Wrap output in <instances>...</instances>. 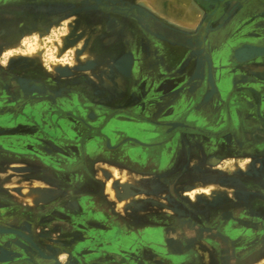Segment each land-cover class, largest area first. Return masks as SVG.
Listing matches in <instances>:
<instances>
[{"label":"crops","instance_id":"obj_1","mask_svg":"<svg viewBox=\"0 0 264 264\" xmlns=\"http://www.w3.org/2000/svg\"><path fill=\"white\" fill-rule=\"evenodd\" d=\"M51 8L58 11L57 6ZM94 15L91 11L78 15L80 21L77 25L83 33L94 27ZM97 31L92 34L88 47L94 63L87 64L90 67L64 85L54 83L57 87L73 90L71 97L44 100L40 104L43 108H34V114L30 116L39 120V126H48L45 129L53 137L30 122H18L13 127L16 134H0V148L3 150L0 151V186L6 190L26 182L61 191V195L47 205L62 202L71 206L69 211L54 209L51 212L52 220L65 219L73 226L71 231L62 234L64 250L53 252L46 244L48 241L45 243L41 231L49 232L45 230L48 223L45 218L49 214L32 215L29 229H21L33 236L48 255L53 253L61 264L65 263L62 261L64 253L66 260L70 258V264H181L182 256H168L163 245V226H166V216H186L177 215L161 201L158 194L168 189L163 179L176 178L177 191L207 186H217L223 191L224 195L219 196L214 204L202 199L187 202L196 218L203 211L233 208L237 209L233 212L235 218L246 214L257 216L254 207V202L260 199L257 188L264 186V93L259 85L264 76L256 63L236 60L232 46L222 40L209 56L211 66L208 72L203 70L202 77H197L195 68L186 63L187 51L170 42H162L163 52L161 45L150 38H146L143 45L145 53L153 58L162 53V67L160 70L134 68L127 76L114 66L120 56V47L111 45L115 36L106 34L105 26ZM179 64L181 67H177ZM248 77L253 80L248 81ZM84 105L127 110L145 115L149 120L130 122L111 117L108 123L99 127L101 134H59L70 127L69 122H84ZM98 116L103 114L98 111ZM156 117L165 121H182L188 128L176 134H165L163 128L153 122ZM21 118H25L23 114ZM7 129L12 128L0 126L1 131ZM31 129L40 134H29L34 133ZM90 129L95 131L98 128ZM207 131L212 133L205 134ZM31 139L35 141L31 143ZM36 141L43 145L39 151L47 149L45 160L27 152L38 146ZM210 157H219V166L209 165ZM232 159L238 160L239 169L250 160L256 172H220L228 167L231 169ZM259 159L263 162L262 170L257 164ZM109 166L128 176L136 188L150 189L145 192L142 187L138 188L137 193L143 196L134 200L142 205L132 209L130 217L120 211L124 203H118L114 211L111 198L105 199L98 193L94 180L88 179L91 172L99 178L98 171ZM6 167H32L40 175L28 176L26 172L13 175L5 172ZM229 191L236 195L240 204L231 205L233 202L226 196ZM18 199L19 202L10 198L17 205L18 213L8 217L17 216V224L22 220L20 227L28 220V214H20L21 208H36L23 203L30 204L25 196ZM90 200H95V204ZM236 233L237 230L232 235ZM15 252L18 257L12 263L0 264H52L39 257L30 259L24 251L16 249Z\"/></svg>","mask_w":264,"mask_h":264},{"label":"flooded vegetation","instance_id":"obj_2","mask_svg":"<svg viewBox=\"0 0 264 264\" xmlns=\"http://www.w3.org/2000/svg\"><path fill=\"white\" fill-rule=\"evenodd\" d=\"M171 1L173 0H165L164 3H162V9L166 12L165 14L168 13L166 10H169V8L173 6ZM197 1L200 5L208 6L209 4H212L214 7L209 11V15L203 21L198 31L194 32V34L175 29L170 24L159 20L141 8L133 5L121 4V2L110 3L108 0H0V31H7L12 27L16 28L17 37L22 39L28 36L31 32L42 31L46 34L49 33L50 28H52V26H54L59 19L64 17L67 18L73 13L81 15L86 11L94 13L101 12L104 16L111 17V22L108 25H105V33L111 34L110 36L112 37L114 35L115 37L113 38L115 39H113L111 45L115 44L120 47L118 53L120 56L117 57L114 62V66L120 73L129 76L131 69H138L140 67H147L149 70H160L163 65L161 57L162 53L158 54L159 56L156 58H153L146 55V49L143 47L146 38H150L161 45L163 52L165 48L162 46V42H170L177 45L180 49L187 51L186 56L188 58L186 59V63L195 68L197 77H202L203 70L208 72V69L211 66L209 56L214 52V46L220 44L217 40L221 36H218L216 39L211 36L214 31L217 34H224L222 40L229 43L232 48L239 44L236 52L238 50L247 52V55L241 54L239 59L248 63H256L262 76H264V0H259V3L258 0H227L220 5L215 2L210 3L204 0ZM53 6H57L58 11H54L51 8ZM216 8H219V12L222 10V16L218 20L219 22L217 24L218 27L213 24L215 21L213 18L216 13H212ZM213 25L214 30L211 31ZM200 31L202 32L203 37V43L201 46L203 49L202 57L196 53L195 48L185 44L186 39L195 38L201 33ZM166 32L169 34L167 35ZM237 59L238 58L236 57V60ZM181 65L182 64H179L177 67H181ZM37 75L39 76L40 74L37 73ZM252 80V77H248V81ZM6 81L7 82L3 85L4 90L8 95H10V99L17 100L16 106L18 107L17 112L13 117V119H15L14 125H6L9 128H13L19 124V113L24 115V111L29 110L30 113L32 112L29 115L32 116V114H34V108H43L40 106L42 101L45 100L44 102H47L46 100L49 99L71 97V93L73 91L67 87H57L50 81L44 83L38 80H25L21 79L19 76H13L12 78H8ZM208 81L210 82L209 78ZM259 85L264 93V81L260 82ZM32 97L36 98L29 100ZM42 97L49 98L36 100L37 98ZM78 98H81L80 94H78ZM30 101L32 102V105H29ZM18 103L21 104L19 105ZM4 105L5 100L2 102L0 101V107ZM139 105L141 106V103H139ZM149 106L150 105L148 104L147 107L149 108ZM83 107H85L84 109L86 113L84 122L82 121L83 124L80 121H76L75 123L69 122L70 127L59 134H96L98 132L101 134L99 127L104 123H108L111 117L119 119L123 118L124 121L130 122H135L140 119L147 120L149 118L145 115H137L134 112L127 110L124 111L122 109H109L92 105H84ZM77 109L80 110V108ZM98 111H100L103 116H98ZM30 116L25 117L26 119H29L28 122H30L31 125L34 123L37 127H42L39 126L41 124L38 119L30 118ZM100 118H102L100 123H97ZM153 122L162 127V132L165 134H176L177 132H180L179 130L188 128L186 123L179 120L165 121L156 117ZM47 127L48 126L44 125L41 131L44 133V130H46L45 128ZM94 127L98 129L95 131L90 129ZM81 128H83L85 132L84 130L81 131ZM32 131L34 133L29 134L38 133L36 130L34 131V129H31V132ZM117 131L120 132L121 130L119 129ZM211 133L209 131L205 132V134ZM215 133L217 134L216 131H213V134ZM54 134L57 133L55 132ZM33 141L35 140L31 139L30 142L32 143ZM36 143L38 146L33 149L30 148L27 152L37 158L44 157L45 160L46 157H48L47 149L44 148L42 151H39V147H43V145L38 141H36L35 144ZM0 151L3 150L0 148ZM39 154L41 156H39ZM61 157L62 159H65L64 156ZM220 161L221 159L219 157H210L207 163L213 167H217L219 166ZM28 168L33 169L32 171H25L28 176L30 174H35V177L40 175L38 172L36 173V169L32 167ZM88 179L94 180L97 184L98 193L101 194L102 185L99 178L94 176L91 172L88 174ZM175 181L176 178H171L170 180L163 179V183L168 189L162 194H158V196L162 198L161 201L166 207L174 210L179 216H186L178 218L166 216V220L164 222L166 226H163L166 244L164 243L163 245L166 247L169 257L174 258L182 256L183 259L180 260L181 264L264 263V186L263 188L262 186L257 188V191L260 193L258 194L260 199L257 200V202H254L257 216L252 217L247 215V211L244 208L242 212L246 215L235 218L233 212L237 211V209L233 208L229 210L216 209L209 212L203 211L202 215H200L199 218H196L195 214L192 213V208L189 207V204L187 203L190 200L183 196V192L176 190ZM18 184L22 186L8 188V190H14L19 198L25 196L24 190L28 187H37L51 191L49 187L39 186L35 183L27 184L26 182H20ZM4 190L3 187L0 186L1 204L10 206L12 213L16 215L18 213V210H16L17 205H14L13 202L5 196L3 193ZM141 190L150 192V189H147L146 187H142ZM226 196L231 202H233L231 205H234V203L237 202L236 195H234V193ZM49 198V200L46 199L44 202L30 203L29 205H39L51 201L50 193ZM167 200H169V202ZM90 202L95 204V200H90ZM118 203L120 202L118 201ZM237 203L240 204V202ZM134 204L135 207L142 205L138 201L134 202ZM250 204L251 203H248L249 206ZM34 208L36 209H28L27 207L21 208L20 214H28V220H26L21 227L27 230L29 229V218L32 217V215L49 214L47 217L45 216V220L48 222L45 230L49 232L44 233L41 231L44 238H46L45 243L48 241L46 244L53 252L64 250L65 242L62 234L71 231L73 226L67 223L65 219L52 220L53 215L51 212L54 209L58 212H62L63 210L69 211L71 210V206L66 203L63 204L62 202H57L53 205H40ZM3 215L4 214H1V216ZM61 217H63V215H61ZM13 220L19 222L17 221V216H14L10 221ZM21 222L22 220L20 223ZM7 224L8 222H0V228H9L10 225L8 226ZM19 224L17 225L19 226ZM236 230L237 233L232 235V232ZM31 237L33 242L42 250L41 255L45 253L44 255L49 256L44 250V247L37 244L33 236ZM11 240L20 246H17L16 249L20 252L24 250L30 259L37 257L36 250H34L29 244L21 242L22 239L14 235H6L3 238H0V245L8 246L6 242H10ZM15 240L17 242H15Z\"/></svg>","mask_w":264,"mask_h":264},{"label":"rangeland","instance_id":"obj_3","mask_svg":"<svg viewBox=\"0 0 264 264\" xmlns=\"http://www.w3.org/2000/svg\"><path fill=\"white\" fill-rule=\"evenodd\" d=\"M107 1V0H106ZM111 2H121V4L133 5L135 7L141 8L142 10L150 13L152 16L162 20L168 24H170L175 29L186 33L197 32L200 28L203 21L209 15V11L214 7L212 4L208 6H203L198 4L197 0H173L171 1L173 6L167 9V14L162 9V3L165 0H108ZM206 1V0H204ZM209 2V1H206ZM260 1L258 0V3ZM159 3V4H158ZM213 3V2H210ZM158 4V5H157ZM222 6V5H221ZM220 6V7H221ZM225 6V5H224ZM219 7V8H220ZM219 8H216L212 14H215L213 18L215 21L213 24L215 26L218 24V20L220 19L221 12L218 11ZM219 12V13H218ZM262 15V14H261ZM93 17L94 23L92 24L94 27L91 28L90 32L85 31L84 33L77 24L80 19L77 14L73 13L67 18L59 19L58 22L50 28L49 33L44 32H31L28 36L24 38L17 37L16 28H9L7 31H0V101L5 100V105L0 107V126L14 125L13 117L17 112L16 101L10 99V95H8L4 90V83H6L8 78H12L13 76H19L21 79L25 80H38L44 83L53 82L64 85L65 82L69 81L70 78H74L77 75H80L83 72L82 65L86 67L87 64H93L94 59H90L91 56L88 54L89 42L92 40L93 35L97 34L103 26L108 25L111 22L110 20H106V16L101 12H97ZM218 27V25H217ZM14 29V30H13ZM214 30V25L211 31ZM93 34V35H92ZM214 39L218 38L217 41L221 43L224 34H217L214 31L212 35ZM216 36V37H215ZM235 41V40H234ZM238 41V39H237ZM239 45V44H238ZM235 45L232 49L236 52L238 49ZM246 51H242L241 54L247 55ZM39 73L41 77L37 75ZM65 87V86H64ZM32 97L29 100H32ZM49 97L37 98L36 100L48 99ZM4 103V102H3ZM2 103V104H3ZM19 105L21 103H18ZM32 102L30 101V104ZM24 115L29 117V110L24 111ZM13 115V116H12ZM18 115V114H17ZM24 116V117H25ZM25 118H21V113L19 114V122L29 123ZM13 119V120H12ZM30 124V123H29ZM41 128V127H40ZM16 129H7L5 131L0 130V134H16ZM45 134L53 137V134L49 132V130H44ZM37 134H40L38 132ZM56 136V135H55ZM1 155V154H0ZM232 167L231 169L228 167L226 170H222L220 172H243L254 174V169L252 167V163L249 160L242 169H239V164L237 159H232ZM261 159L257 160V164L259 170H262ZM263 163V162H262ZM33 169L27 168H16V167H6L5 172L10 174H16L17 172H25L32 171ZM259 174V173H258ZM97 176L99 177V181L102 185L101 195L106 199L111 198L110 205L113 210L117 209L118 201L123 204L120 211L122 213L129 214L132 212V209H135L134 202L136 198H138L139 193H137L138 187L134 186L128 176L124 173H120L118 169L114 166H109L101 171H98ZM116 177L118 180L116 182L112 181L111 189L113 194H111L109 187L107 186V180L109 178ZM41 184V183H40ZM43 185V184H42ZM22 186L20 184L14 185ZM44 186V185H43ZM11 187V186H10ZM9 187V188H10ZM47 187V186H46ZM51 191L50 197L51 201L46 203H42L39 205H29L26 202L24 204L30 207H38L40 205H47L50 202L56 200L60 195L61 191L49 187ZM178 190L183 192V196L188 198L190 203L196 202V200H201L206 203H216L218 201V197L224 195L223 191L217 186H207L200 188H192L190 190ZM206 190V193L203 191ZM230 192V191H229ZM6 197L9 199H15L18 202L20 201L14 190L6 189L3 192ZM230 195L233 192L229 193ZM191 195V196H189ZM22 202V201H21ZM31 203V202H30ZM19 204V203H18ZM14 210V209H13ZM174 211V210H173ZM1 214H4L1 216ZM13 215L12 209L8 205H2L0 201V222L5 223L4 221H9L8 226L11 225L14 229H24L21 226L19 227L17 224H11L10 221L12 218H9V215ZM6 217V218H3ZM11 217V216H10ZM14 221V220H13ZM16 221V220H15ZM17 225V227H16ZM15 242H17L15 240ZM23 242V240H21ZM9 247L16 250L17 244L14 242H6ZM67 255L64 253L62 261L66 262ZM264 264V263H263Z\"/></svg>","mask_w":264,"mask_h":264},{"label":"bare ground","instance_id":"obj_4","mask_svg":"<svg viewBox=\"0 0 264 264\" xmlns=\"http://www.w3.org/2000/svg\"><path fill=\"white\" fill-rule=\"evenodd\" d=\"M206 1L215 2L216 4L220 5V4H222L223 2H225L227 0H206ZM168 34L169 33H167V35ZM202 43H203L202 32L198 36H196L195 38H188V39L185 40V44L188 45V46H190V47L195 48L196 53L198 55H200L201 57L203 56V49L201 47L202 46ZM116 180H118V178H116V177L109 178V180H107L108 181L107 182V186L109 187V190H110L111 194H113V191L111 189V183H112V181L116 182ZM24 192H25V194H24ZM24 192H23V194L25 195V197L27 199L30 200L31 203H40V202L46 201V199L49 198V193H50L46 189H41V188H37V187H28V188H26L24 190ZM203 192L206 193V190H204ZM189 196H191V195H189ZM16 223H17L16 221L15 222L12 221L11 224H16ZM0 230H1V233H5V234H7V233L12 234V233H15V232L16 233H19L20 232L19 230L14 229V227H12L11 225H10L9 228H0ZM4 236H6V235H4V234L1 235L0 234V238H3ZM41 252H42V250H41ZM17 255L18 254L15 253L13 250H11L8 246H6V245H4V246L0 245V263L12 261V260H14L17 257Z\"/></svg>","mask_w":264,"mask_h":264},{"label":"water","instance_id":"obj_5","mask_svg":"<svg viewBox=\"0 0 264 264\" xmlns=\"http://www.w3.org/2000/svg\"><path fill=\"white\" fill-rule=\"evenodd\" d=\"M241 53H242V51L241 50H238L237 52H236V57L239 59L240 58V56H241ZM240 60V59H239ZM85 68H83V70H84ZM20 232L19 233H12V234H9V233H7V234H5V233H1V230H0V234L1 235H14V236H16V237H19V238H21L22 240H23V243L25 244H29L34 250H36L37 251V257H39V258H42V259H44V260H50L51 262H52V264H61L57 259H56V257H55V255L53 254V253H50V255L49 256H46V255H41V249L33 242V240L31 239L32 237L28 234V233H25L23 230H21V229H18ZM28 238V239H27ZM12 241V240H11ZM13 242V241H12ZM18 247H20L19 245H17ZM11 250H13L14 252H15V250L14 249H12V248H10ZM24 251V250H23ZM16 253V252H15ZM24 253H25V251H24ZM17 257H18V255H17ZM16 257V258H17ZM70 260V258H67V261L64 263V264H70L68 261ZM13 262V260L12 261H9V263H12ZM8 263V262H7ZM76 264H78V262L76 263Z\"/></svg>","mask_w":264,"mask_h":264}]
</instances>
